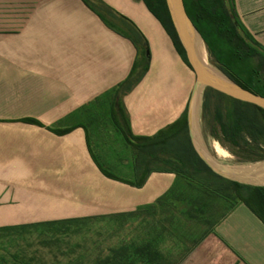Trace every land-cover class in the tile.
Masks as SVG:
<instances>
[{"label":"crops","instance_id":"1","mask_svg":"<svg viewBox=\"0 0 264 264\" xmlns=\"http://www.w3.org/2000/svg\"><path fill=\"white\" fill-rule=\"evenodd\" d=\"M101 1L131 22L148 47L146 73L121 100L132 135L151 137L184 111L192 131L201 103L191 95L195 78L161 24L142 0ZM21 6V19L6 20L20 23L21 29H0V100L13 112L0 113V227L112 216L153 204L170 188L173 174L151 173L135 188L96 167L91 154L105 169L115 165L97 158V147L106 140L95 137L90 147L91 133L104 127L117 131L109 116L110 94L129 75L136 49L81 0H21ZM234 7L264 49V0H234ZM156 60L159 76L151 80ZM185 76L190 80L182 101L177 96ZM19 106L22 113L15 114ZM64 129L70 132H54ZM126 160L117 162L128 170L130 179H124L130 182ZM181 264H264V224L238 205Z\"/></svg>","mask_w":264,"mask_h":264},{"label":"trees","instance_id":"2","mask_svg":"<svg viewBox=\"0 0 264 264\" xmlns=\"http://www.w3.org/2000/svg\"><path fill=\"white\" fill-rule=\"evenodd\" d=\"M81 1L108 29L128 39L136 49L131 71L110 94L112 99L109 106L110 119L121 132L131 156L133 181L119 180L91 154L96 167L105 177L135 188L142 187L151 173H170L175 176L170 188L153 204L138 206L134 211L112 216L134 220L140 218L145 222L146 217L156 215L157 209L168 212L170 208L181 205L184 208L180 212L185 218L209 227L176 261H171L169 252L160 249L161 238L167 232L165 227H161L157 232L151 229L140 240H130L109 249L105 256L96 257L93 264H181L209 235L214 225L238 205L247 207L264 224V187L242 184L215 173L198 155L191 142L186 111L151 137L132 135L121 97L140 82L148 69L147 43L131 22L100 0ZM142 1L161 24L184 64L190 68L165 0ZM182 1L214 67L244 89L264 97V49L242 25L235 11L234 0ZM240 71L246 73L245 78L239 75ZM200 107V118L206 122L210 136L223 148L244 161L264 160V154L258 153L264 151L263 109L229 98L210 88L203 90ZM24 122L40 126L32 119H25ZM54 132L64 135L70 129ZM219 207H224V210L218 212ZM214 216H218L217 219ZM89 219L0 227V237L8 232L38 226L51 227L56 232L67 234L72 224ZM20 256L23 255H10L11 261L1 256L0 264H36L34 258L23 260Z\"/></svg>","mask_w":264,"mask_h":264},{"label":"rangeland","instance_id":"3","mask_svg":"<svg viewBox=\"0 0 264 264\" xmlns=\"http://www.w3.org/2000/svg\"><path fill=\"white\" fill-rule=\"evenodd\" d=\"M23 13L21 0H0V29H6L7 25H14V27H10L11 29H21V27H18L20 23L6 22V20H19ZM25 13L27 14V12ZM211 65L210 67H213L217 71L212 62ZM158 66L157 60L154 61L150 72L151 80H156V77L159 76ZM193 75H191L192 80ZM239 75L242 78L246 77L244 71H240ZM182 79H185V84L179 88L178 91H182V93L177 98L183 101L190 78L185 76ZM201 92L203 91H200L197 95L200 100L202 97ZM7 106L6 103L0 100V113H13L12 111H8ZM17 110L15 114L22 113L20 106ZM93 130L95 131V129ZM101 130L102 132L99 134L96 132L94 134L91 133L94 139V142L90 145L91 149L93 150V146L95 145V137H101L102 140H106L107 143L98 145L97 158L106 164L114 163L115 165H112V167L107 166L106 169L119 180L125 181L124 178L130 179L126 167H122L120 162H117L123 157L127 159L126 165H131V156L125 157L126 152H124L120 145V143H123L122 140H124L121 132L118 129L117 131H113V128L110 127H104ZM192 134L195 138L199 154L216 170H218L216 167L219 168V166L246 167L260 162L263 163L264 161H244L239 156L231 154L210 136L206 122L200 118V115L195 119ZM214 142L227 152L228 157L220 158L215 154L213 150ZM115 144L118 146H115ZM232 151L234 152L235 150L232 149ZM263 152L258 153L264 154ZM260 172L258 174L264 177V168ZM218 175H220V172ZM220 176L223 177L222 175ZM242 184L264 187V182H242ZM224 207H219L218 212L224 210ZM183 208V206L178 205L177 208H170L168 212H160L157 209L156 215L154 217H146L145 222H142L140 218L134 220L116 218L111 215L98 216L72 224L67 234L56 232L53 228L47 226L8 232L3 234V237H0V257L8 258L12 254H21L23 256L34 257L36 264H70L71 262L93 264V260L96 257L105 256L109 249L130 240H140L151 229H156L157 232L161 227H165L167 232L161 238L160 249L164 252H169L171 261H176L209 228L201 222L185 218L180 212ZM217 217L214 216L213 218L217 219Z\"/></svg>","mask_w":264,"mask_h":264},{"label":"water","instance_id":"4","mask_svg":"<svg viewBox=\"0 0 264 264\" xmlns=\"http://www.w3.org/2000/svg\"><path fill=\"white\" fill-rule=\"evenodd\" d=\"M165 4L173 24V27L176 31L177 37L185 51L187 62L192 70L195 78L194 86L192 88V98H195L200 91H203L205 88H210L222 95H225L229 98L249 103L255 105L264 110V97L259 96L249 90L244 89L240 85L236 84L228 77L223 75L220 71H214L211 67L206 65V63L199 59L198 50L196 47V39L200 38V35L194 28L190 18L188 17L182 0H165ZM203 42V41H202ZM202 93V92H201ZM189 136L191 142L196 149V146L193 141L191 126L188 124ZM202 158V157H201ZM202 160L215 172H219L209 164L205 159ZM264 162V161H263ZM262 163V162H260ZM223 177L224 174L220 173ZM239 183H242L238 180H233Z\"/></svg>","mask_w":264,"mask_h":264},{"label":"bare ground","instance_id":"5","mask_svg":"<svg viewBox=\"0 0 264 264\" xmlns=\"http://www.w3.org/2000/svg\"><path fill=\"white\" fill-rule=\"evenodd\" d=\"M196 40H197L196 41V47L198 50L197 52H198L199 59L204 61L206 63V65H208L209 67L212 66L211 61H210L209 56H208V53H207V50H206L203 42L198 37ZM214 71H215V69H214ZM203 108H204V106H203ZM194 120H195V118H194ZM213 150H214L215 154L220 158L228 157L227 152L225 150H223L216 142L213 143ZM213 164H214V162H213ZM263 165H264V162L258 163V164L252 165V166H246V167H242V166H219V168L218 167H216V168L218 169L219 172L220 171H221V173L223 172L227 177H229L233 180H238L241 182H250V183H258V182L262 183V182H264V177H263V175H259L258 173L260 172L261 169L264 168V167H262Z\"/></svg>","mask_w":264,"mask_h":264}]
</instances>
